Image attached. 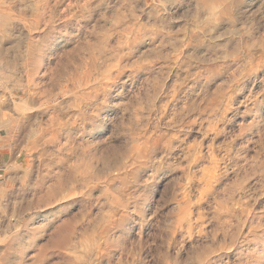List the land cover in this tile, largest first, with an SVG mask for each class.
Wrapping results in <instances>:
<instances>
[{"label": "rangeland", "instance_id": "1", "mask_svg": "<svg viewBox=\"0 0 264 264\" xmlns=\"http://www.w3.org/2000/svg\"><path fill=\"white\" fill-rule=\"evenodd\" d=\"M0 9V264H264V0Z\"/></svg>", "mask_w": 264, "mask_h": 264}, {"label": "bare ground", "instance_id": "2", "mask_svg": "<svg viewBox=\"0 0 264 264\" xmlns=\"http://www.w3.org/2000/svg\"><path fill=\"white\" fill-rule=\"evenodd\" d=\"M2 11L0 9V13H2ZM0 15H1L0 16V27H3L6 25V21H8V20L5 17V14H3V15L0 14ZM3 28H5V27H3ZM2 41H4L3 38L0 39V66H1V68H4L6 70H10V69H12V62L10 60L9 53L6 52L3 48ZM6 125H8V124H6ZM55 190H57V189L55 188V189L47 190L46 191L47 196L42 197V196H40V192H42V190L39 187L38 188L36 187L33 190L34 195H36V199L33 202H25V203L21 202L20 205L19 204L15 205V203H14L13 206L11 207V210L13 212L21 213L23 211L25 212L26 210L32 208L33 206L36 208L37 207L40 208L42 206L48 205L50 203V199L55 195ZM22 195H23V197H25V193H23ZM10 205H12V204H10ZM3 208H5V207H3ZM3 208L0 207V214L5 213V210ZM7 209H10V208H7ZM72 219L73 218L63 219L59 226H55L56 224L53 226L52 225L53 220H49V223L47 224L45 229H48L49 231H51L52 236H51V238L48 239V241H47L48 243H44V244L41 243L42 245L39 244L40 246H38L39 249L37 250L38 255H37L36 261L44 262V260L51 259V258L57 260V263L55 262L52 264H70L71 262L75 261L71 257L70 253L76 247V245L73 244V240H72L73 237L72 236L74 235V230L76 229L77 220L73 221ZM36 246L37 245L34 244L31 247V249H35ZM48 249H51L53 251V253L48 254Z\"/></svg>", "mask_w": 264, "mask_h": 264}, {"label": "crops", "instance_id": "3", "mask_svg": "<svg viewBox=\"0 0 264 264\" xmlns=\"http://www.w3.org/2000/svg\"><path fill=\"white\" fill-rule=\"evenodd\" d=\"M6 154H5V152H4V147H3V145H2V142L0 141V172H2L3 171V166L5 167L6 166V164H5V162H6ZM6 168V167H5Z\"/></svg>", "mask_w": 264, "mask_h": 264}]
</instances>
